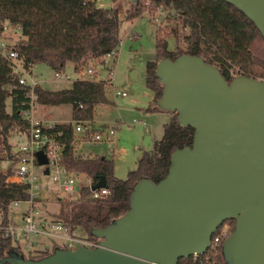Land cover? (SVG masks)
Wrapping results in <instances>:
<instances>
[{
	"label": "trees",
	"instance_id": "16d2710c",
	"mask_svg": "<svg viewBox=\"0 0 264 264\" xmlns=\"http://www.w3.org/2000/svg\"><path fill=\"white\" fill-rule=\"evenodd\" d=\"M127 3L124 19L139 18L141 0ZM147 11L151 15L157 11L165 13L158 15L155 59L144 68V85L152 94L145 112L162 111L156 104L162 86L154 75L156 63L162 59L173 61L179 55L197 56L215 67L226 83L239 75L264 81V40L253 23L228 3L222 0H148ZM5 23L16 27L23 38L13 45L23 60L43 65L52 72H62L66 63L73 64L75 69L87 60H99L114 52L119 42L116 9L99 8L94 0H0V33ZM167 38L174 40L172 50L166 48ZM104 85L103 81L93 79L75 80L67 89L51 91L35 87L33 92L38 105L68 104L75 108L76 103H80L82 109H74L71 119L90 120L93 107L110 104ZM6 99H9V112L5 110ZM26 108V88L9 77L6 63L0 57V153L4 152L6 159L12 160L8 168L0 171V259L16 253L25 259L37 260L55 249H62L55 246L49 251L37 250L31 254L4 235V229L10 224L7 205L27 199L24 185L5 182L16 160L7 139L13 131H27L28 123L21 113ZM168 114L160 138L153 142L150 150L141 152L135 168L123 179L113 176L112 160L98 155L82 157L75 151L71 123L54 124L49 131L60 133L62 165L70 172L83 175L92 184L103 181L107 190L106 195L91 199L87 187L81 184L75 198L55 197L58 212L54 220L70 229L82 230L86 239L96 243L90 231L105 228L128 210L132 186L141 178L158 182L167 172L171 152L191 145L193 130L179 123L174 111ZM222 227L226 228L228 236L233 221H224L210 238ZM224 239L203 254L179 259L176 264H224L221 257Z\"/></svg>",
	"mask_w": 264,
	"mask_h": 264
},
{
	"label": "water",
	"instance_id": "95a60500",
	"mask_svg": "<svg viewBox=\"0 0 264 264\" xmlns=\"http://www.w3.org/2000/svg\"><path fill=\"white\" fill-rule=\"evenodd\" d=\"M222 1L264 40V0ZM154 75L162 86L157 106L193 130L191 145L171 152L158 182L132 186L122 216L90 231L96 247L55 249L37 260L10 253L0 264H176L203 254L226 220L233 229L221 244L224 264H264V81L239 75L226 83L190 55L158 61ZM35 156L45 164L41 152Z\"/></svg>",
	"mask_w": 264,
	"mask_h": 264
},
{
	"label": "rangeland",
	"instance_id": "374dc122",
	"mask_svg": "<svg viewBox=\"0 0 264 264\" xmlns=\"http://www.w3.org/2000/svg\"><path fill=\"white\" fill-rule=\"evenodd\" d=\"M95 5L99 8H113L117 11V38L118 46L106 61L87 60L74 69L68 68L62 72L68 74L70 79L56 81L53 79V73L43 65L37 64L32 71L31 77L38 82V86L45 90L57 91L70 88L76 79H93L103 81L104 93L109 105H98L93 107L91 112V122L94 127L104 129L113 124H117L109 149L100 143H83L79 146L82 157H92L95 155L103 156L112 160L113 176L117 179L125 178L127 172L135 168L137 159L142 151L151 149L154 141L158 140L162 134V126L169 119L166 109L160 112H145L149 101L152 98L151 92L144 85V68L145 64L154 61V36L157 27L160 26L159 14L164 11H157L151 15L147 8L143 7L146 0H141L140 6L142 13L139 18L127 21L124 19V12L128 7L127 0H94ZM173 25V24H172ZM180 35V34H179ZM1 40L9 45L16 44L23 39L19 30L7 23L4 24V30L0 36ZM167 50L174 48L173 38L166 39ZM81 66V67H80ZM91 68V74L79 75V72ZM107 68V69H106ZM76 71H78L76 75ZM111 79V80H110ZM111 81V82H110ZM110 82V85H109ZM120 93H125L121 97L115 95L111 89ZM35 108L34 117L44 116V124L71 123L74 108L68 104L56 105L49 107ZM5 110L9 112V99L5 101ZM57 120V121H56ZM24 141L23 133L13 131L7 139L9 150L13 158L17 155L18 148ZM0 171L9 167L12 160L6 159L5 153H0ZM36 173H41L40 168L35 169ZM47 187L35 201L38 214L41 219L54 220L58 212V205L55 197L62 199H73L76 195L67 196L53 190L52 185L46 177H43ZM27 207V204H20L13 207L8 214L9 221L14 224L16 230L12 231V237L22 246L23 242L29 241L33 248L37 250L43 247L50 248L51 245L62 246L63 241L54 236L46 235H26L20 236L17 229L21 226L20 215ZM76 233L80 237H85L82 230L77 229ZM41 244V245H38ZM49 250V249H48ZM47 250V251H48ZM35 251H32L33 254ZM25 253V252H24Z\"/></svg>",
	"mask_w": 264,
	"mask_h": 264
},
{
	"label": "built area",
	"instance_id": "2783aa9c",
	"mask_svg": "<svg viewBox=\"0 0 264 264\" xmlns=\"http://www.w3.org/2000/svg\"><path fill=\"white\" fill-rule=\"evenodd\" d=\"M147 4L148 0L143 3V7L145 9L147 8ZM1 34L2 33H0V36ZM112 54L113 52L104 55L101 60L106 61V58L110 57ZM0 57L3 58L6 63V66L9 70V77L13 79L17 85L26 88L27 97V108L21 113L22 119L28 123V128L27 131L23 133L24 141L18 148L17 154L19 155L15 157L16 160L11 167V173L5 179L6 183L24 185L27 199L25 201L10 202L7 205L8 214L13 207H18L22 203L27 204V207L20 215L21 226L17 229V232L20 236H26L30 234L54 236V234H58L57 237L63 241L61 246L62 249L74 250L77 247L94 248L96 247V243H92L85 237L78 236L76 230L70 229L56 220L38 218L39 214L35 205V201L38 200L39 196L45 189L49 188V186L47 187L46 182L43 180V177L47 178L54 191L63 193L67 196L72 194L77 195L79 185L81 184L87 187L88 197L91 199H97L106 195L107 190L104 187H94L95 184H92L87 178L79 173L68 171L62 165L63 145L58 140L60 133H53L49 131L53 128L54 124H44L43 122L34 120L32 118L31 114L38 105L36 103V97L33 89L39 86L38 82L34 81L31 77V73L36 68L37 64L33 62H25L14 49L13 45L5 43L1 40V38ZM80 65L82 66V64ZM77 72L78 71H76V75L78 74ZM80 73L87 74L86 76H88L91 74V68L87 67L86 69L82 70V72H79V75ZM53 79L56 81H67L70 79V76L63 72H54ZM111 89L115 95L119 94L121 97L125 96V93H118L114 87H111ZM75 108L76 110L82 109V104L76 103ZM116 127L117 124H113L110 127L101 129L99 127H94L91 120H71V128L74 137L72 145L75 151L81 143H100L105 145L106 149H109V144L112 141ZM38 151L41 152L45 158L46 162L44 165H37L35 153ZM36 168H40L42 172L36 173ZM44 170H46L45 175ZM14 230H16V228H14V224L10 223L4 229V235L9 236L13 244L19 245L18 242L12 237L11 232ZM226 237V228H220L218 233L210 238L209 247H216L218 243ZM20 247L28 252L36 251V249L33 248L32 243L29 241L23 242L22 246Z\"/></svg>",
	"mask_w": 264,
	"mask_h": 264
},
{
	"label": "crops",
	"instance_id": "0c3cea01",
	"mask_svg": "<svg viewBox=\"0 0 264 264\" xmlns=\"http://www.w3.org/2000/svg\"><path fill=\"white\" fill-rule=\"evenodd\" d=\"M68 66H70V68H72L73 69V72H74V65L73 64H71V63H66V65H65V67H64V70H66L67 68H68ZM38 107H40V108H43V107H48V106H45V105H37L36 106V108H38ZM49 107H52V106H49ZM36 113V110H33V112H32V118L34 119V120H37V121H40V122H43V120H44V116H38L37 118L36 117H34V114ZM57 121V120H56ZM93 122V121H92ZM81 144H83V143H81ZM80 144V145H81ZM79 145V146H80ZM79 146H78V148H77V150H76V152L78 153V154H81V150L79 149ZM55 219V218H54ZM41 245V244H40ZM56 245H51V247L50 248H48V247H43L42 249H39V250H50L51 248H53V247H55ZM48 250V251H49Z\"/></svg>",
	"mask_w": 264,
	"mask_h": 264
}]
</instances>
